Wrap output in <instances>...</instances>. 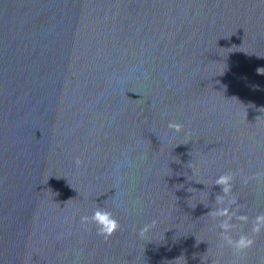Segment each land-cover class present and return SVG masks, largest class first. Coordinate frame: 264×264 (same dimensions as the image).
Wrapping results in <instances>:
<instances>
[{
  "label": "water",
  "instance_id": "95a60500",
  "mask_svg": "<svg viewBox=\"0 0 264 264\" xmlns=\"http://www.w3.org/2000/svg\"><path fill=\"white\" fill-rule=\"evenodd\" d=\"M0 264H264V0H0Z\"/></svg>",
  "mask_w": 264,
  "mask_h": 264
},
{
  "label": "clouds",
  "instance_id": "9594fccd",
  "mask_svg": "<svg viewBox=\"0 0 264 264\" xmlns=\"http://www.w3.org/2000/svg\"><path fill=\"white\" fill-rule=\"evenodd\" d=\"M232 179L231 174L225 173L221 177L217 178V184H224V190L231 187L230 181ZM81 221L84 224H92L95 226L96 232L102 236H110L113 232L120 228V221L114 215L112 208L97 205L91 209L90 214L81 216ZM234 243L237 248L243 246L244 241L240 240L237 242L229 241ZM251 243V241H248Z\"/></svg>",
  "mask_w": 264,
  "mask_h": 264
}]
</instances>
